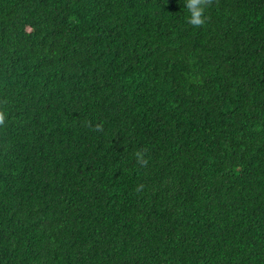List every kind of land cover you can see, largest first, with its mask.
<instances>
[{"label":"trees","instance_id":"16d2710c","mask_svg":"<svg viewBox=\"0 0 264 264\" xmlns=\"http://www.w3.org/2000/svg\"><path fill=\"white\" fill-rule=\"evenodd\" d=\"M206 16L0 0V264H264V0Z\"/></svg>","mask_w":264,"mask_h":264},{"label":"clouds","instance_id":"9594fccd","mask_svg":"<svg viewBox=\"0 0 264 264\" xmlns=\"http://www.w3.org/2000/svg\"><path fill=\"white\" fill-rule=\"evenodd\" d=\"M213 4V0H184V8L188 12L187 23L193 27H202L208 17L206 16V9ZM4 122L3 114H0V124ZM83 127L90 128L95 132H102L104 130L103 123H97L93 125L92 121L85 119L82 124ZM147 149H139L135 151L134 157L141 167H146L148 160L146 157ZM143 188V185L137 187L136 191L139 192Z\"/></svg>","mask_w":264,"mask_h":264}]
</instances>
